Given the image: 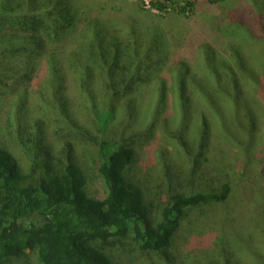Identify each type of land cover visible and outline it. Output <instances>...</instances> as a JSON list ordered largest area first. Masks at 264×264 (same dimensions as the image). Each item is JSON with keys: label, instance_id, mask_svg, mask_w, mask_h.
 <instances>
[{"label": "trees", "instance_id": "obj_1", "mask_svg": "<svg viewBox=\"0 0 264 264\" xmlns=\"http://www.w3.org/2000/svg\"><path fill=\"white\" fill-rule=\"evenodd\" d=\"M156 8L163 10L164 6L159 2ZM180 11L184 13L185 8ZM75 21L70 0H0V98L8 101L2 110L4 127L0 131V264H113L109 249L131 234L150 264H185L172 252L181 224L195 209L230 202L232 186L223 183L207 192H176L155 214L143 189L126 174L136 158L133 143L123 138L114 142L108 139L116 118L113 97L129 95L136 85L151 82L148 66L158 53L159 40L132 23L123 41L92 22L82 37L84 45L67 53L47 54L38 78L32 82L33 67L26 70L10 63L16 57L36 60L44 39L59 42L73 30ZM256 23L264 41V22L258 18ZM203 59L206 69L214 74L215 58L209 50L204 49ZM183 68L178 92L186 105L187 87L208 82ZM97 72L108 98L102 109L93 88ZM66 76L77 89L79 106L88 108L91 126L73 119L64 88ZM187 76V83L196 82L185 83ZM11 83L17 84L18 90L12 91ZM258 85L264 90V81L259 80ZM215 86H223L217 76ZM32 95L36 96L35 104L30 102ZM208 103L211 111L220 107L215 100ZM185 105L181 108L184 118L188 114ZM126 108L133 109L134 103ZM31 110L38 116L31 117ZM46 111L54 114V131L62 125L65 132L76 133L85 156L97 157L104 196L87 194L86 178L72 141L61 143L58 149L50 144L47 136L51 133L40 120ZM202 122L206 127L203 118ZM253 210L251 213L259 211V215L252 219H233L229 213L225 216V226L217 235L219 243L204 264H240L243 250L251 264H264V247L249 231L254 223L264 235V219L260 222L264 207ZM197 239L196 249L209 250L208 240Z\"/></svg>", "mask_w": 264, "mask_h": 264}, {"label": "rangeland", "instance_id": "obj_2", "mask_svg": "<svg viewBox=\"0 0 264 264\" xmlns=\"http://www.w3.org/2000/svg\"><path fill=\"white\" fill-rule=\"evenodd\" d=\"M70 1L76 19L73 30L59 42L45 38L36 60L16 57L10 63L26 70L33 67L32 82L38 78L47 54L67 53L84 45L82 37L92 22L123 41L132 23L144 29L150 38L159 40L158 53L148 66L151 82L136 85L129 95L113 97L116 118L108 139L114 142L123 138L133 143L136 158L126 174L143 189L148 202L155 207V214L176 192H207L223 183L232 186L230 202L190 212V218L184 220L174 238L172 252L178 262L204 264L219 243L217 235L225 226L228 213L233 219H252L259 215V211L253 214L252 210L264 207V90L258 87V81H264V41L256 23L258 18L264 22V0ZM159 2L163 10L156 8ZM180 8H185V12ZM148 40L145 38L144 42ZM204 49L216 59L212 65L214 74L203 62ZM183 67L200 75L209 85L201 82V86H192L196 81L187 83L188 76L184 78L185 83L191 85L186 89V105L178 92ZM98 74L93 88L98 108L102 109L108 98L101 90L103 80ZM250 74L252 78H245ZM215 76L223 85L221 89L215 86ZM11 88L16 91L18 85L11 83ZM64 88L70 98L73 119L91 126V115L88 108L79 106L77 89L70 77L66 76ZM235 89L238 92H233ZM235 95H239L245 105ZM35 98L32 95L31 104L36 103ZM208 99L219 103L217 111H211ZM7 102V98H0L1 132L2 110ZM130 102L134 103V108L129 110L126 106ZM183 105L188 107L185 118ZM31 111V117L38 116ZM38 113L42 112L38 110ZM43 117L40 120L51 133L47 138L55 149L66 141L74 143L76 160L86 178L87 194L104 196L106 190L97 171V157L85 156L83 147L78 146L76 133L65 132L62 125L54 131L52 111H46ZM263 219L260 218V222ZM249 229L253 240L264 247L262 230L256 229L254 223ZM198 236L209 241V250L195 248ZM243 238L239 240L242 242ZM108 253L113 264H150L138 251L132 234L111 247ZM239 262L252 263L245 250Z\"/></svg>", "mask_w": 264, "mask_h": 264}]
</instances>
